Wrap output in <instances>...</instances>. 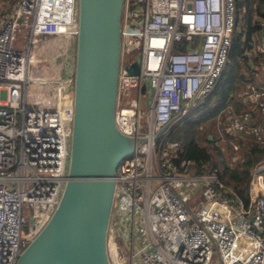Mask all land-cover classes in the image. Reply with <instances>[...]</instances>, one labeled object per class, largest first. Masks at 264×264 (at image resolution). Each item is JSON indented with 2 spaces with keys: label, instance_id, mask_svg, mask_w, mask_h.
Instances as JSON below:
<instances>
[{
  "label": "built area",
  "instance_id": "obj_1",
  "mask_svg": "<svg viewBox=\"0 0 264 264\" xmlns=\"http://www.w3.org/2000/svg\"><path fill=\"white\" fill-rule=\"evenodd\" d=\"M79 27L78 0L0 9V264H16L68 178ZM237 27V0H124L115 122L146 140L117 166L110 264H264V159L249 167L244 199L216 168L194 171L169 137L215 86ZM133 60L138 73L125 67ZM220 132L232 161L252 158Z\"/></svg>",
  "mask_w": 264,
  "mask_h": 264
},
{
  "label": "water",
  "instance_id": "obj_2",
  "mask_svg": "<svg viewBox=\"0 0 264 264\" xmlns=\"http://www.w3.org/2000/svg\"><path fill=\"white\" fill-rule=\"evenodd\" d=\"M123 6L124 0H78L68 178L55 209L16 264H110L106 236L117 166L146 140L122 132L115 122ZM125 67L140 71L137 60Z\"/></svg>",
  "mask_w": 264,
  "mask_h": 264
},
{
  "label": "trees",
  "instance_id": "obj_3",
  "mask_svg": "<svg viewBox=\"0 0 264 264\" xmlns=\"http://www.w3.org/2000/svg\"><path fill=\"white\" fill-rule=\"evenodd\" d=\"M2 8L3 0H0V9ZM254 13L259 15L255 21H253ZM262 17H264V0H237L238 27L233 38L228 61L213 89L201 102L193 106L191 112L182 119L188 128H192V132L198 130L196 128L198 123L207 124L209 126L208 134L211 132L214 135L213 139H210L207 134L203 139L204 142H201L191 135L180 136L175 134L174 128L169 131V135L171 134L173 139H184L185 143L180 144L179 156L192 159L194 171L201 172L206 166L216 168L218 176L231 182L236 193L244 199H247L248 169L254 165L255 161L247 158L245 167L241 169L238 164L231 165L222 153L225 143L230 146V141L216 144L215 150H210L209 146L215 141V136L219 133L217 126L219 112L236 96L237 91L240 88H244L243 90L251 89L253 86L264 89V50L249 51L253 44L252 38H250L254 33L253 31L261 32L260 19ZM241 58L246 61V70L240 63ZM226 135L233 137V134L230 133H226ZM262 147L257 142L251 141L247 150L250 156L257 158Z\"/></svg>",
  "mask_w": 264,
  "mask_h": 264
},
{
  "label": "rangeland",
  "instance_id": "obj_4",
  "mask_svg": "<svg viewBox=\"0 0 264 264\" xmlns=\"http://www.w3.org/2000/svg\"><path fill=\"white\" fill-rule=\"evenodd\" d=\"M15 2V0H3V8H5L7 5H12L13 3ZM10 10V9H9ZM258 16L259 15H256L255 13H254V16H253V21H255L257 18H258ZM240 27H241V24L239 25ZM255 34V39H251V41L254 43V40L256 41V42H260L261 41V39H262V36H261V34H260V32L259 31H253ZM251 38V37H250ZM76 40H77V33H75L74 35H73V42H76ZM253 45V44H252ZM259 51L258 49H256V50H254L253 48H252V46H251V48H249V51L251 52V51ZM137 53V49L136 50H134L133 51V55L134 54H136ZM240 63H241V65H242V67H243V69L244 70H246L247 69V64H246V61L245 60H243L242 58L240 59ZM244 88H240L238 91H237V93H236V96H234V98L231 100V101H233V100H237V99H242L243 98V96L245 95V94H249V93H242L243 91H246V90H250L249 92H252L253 91V88H251V89H245V90H243ZM230 101V102H231ZM229 102V103H230ZM192 109V108H191ZM191 112V110L188 112V114ZM187 114V115H188ZM184 117H180V118H178V120H174V122L168 127V128H170V127H172V128H174V132H175V134H177V135H180V136H185V135H191L192 137H195L194 139H197V140H200L201 142H204V138H205V136H207V134H208V132H209V130H208V128H209V126L207 125V124H205V123H203V122H201V123H196L197 125H196V128H198V130H195V132H192L191 131V129L190 128H188L186 125H185V122L184 121H182V119H183ZM140 120H141V128H142V130H145V129H147L148 128V116H147V114H146V112H145V109H143V113H142V115H141V118H140ZM206 122V121H205ZM218 126V125H217ZM218 130H219V133L215 136V141L213 142V143H210V150H215V145L216 144H221V143H223L224 141H230V140H227L226 138H224V137H222V134H221V132H220V128L218 127ZM211 133V132H210ZM209 133V134H210ZM209 134H208V137H209ZM213 134H212V139H213ZM169 137L171 138V139H173L174 137L173 136H171V134L169 135ZM178 140V142H179V144H184L185 143V141H184V139L183 138H179V139H177ZM216 140H218V142L216 143ZM208 143H209V141H207ZM228 144V143H227ZM226 143H225V145H224V148H223V150H222V153L224 154V156H225V158L229 161V163L231 164V165H235V164H238L239 166H240V168L241 169H243L244 168V165H246L245 164V161L246 160H244V161H232V159H231V157H230V151H231V148H232V144L230 143V146H228ZM252 161L254 160V159H251ZM205 165V164H204ZM252 166V165H251ZM250 166V167H251ZM206 167H208V166H206ZM205 167V168H206ZM23 214L25 215V216H29V214H30V208L28 207V206H24V209H23ZM136 237L137 238H139L140 240L142 239V235L140 236V233H137V235H136Z\"/></svg>",
  "mask_w": 264,
  "mask_h": 264
},
{
  "label": "bare ground",
  "instance_id": "obj_5",
  "mask_svg": "<svg viewBox=\"0 0 264 264\" xmlns=\"http://www.w3.org/2000/svg\"><path fill=\"white\" fill-rule=\"evenodd\" d=\"M262 93V88L259 86L254 87L253 93L250 95V101L248 103L256 104V99ZM249 98V97H248ZM226 108L231 111L230 121L226 127L227 133L230 134H238L242 132H249L252 135V138L259 145H264V107H256V115L254 112H251L250 109H245L242 111H238L228 105ZM260 115L263 118V122H255L257 116ZM260 123V124H259ZM226 132L222 133L226 136ZM227 137V136H226ZM233 139V138H232ZM238 147V150L241 151V144L233 139Z\"/></svg>",
  "mask_w": 264,
  "mask_h": 264
},
{
  "label": "crops",
  "instance_id": "obj_6",
  "mask_svg": "<svg viewBox=\"0 0 264 264\" xmlns=\"http://www.w3.org/2000/svg\"><path fill=\"white\" fill-rule=\"evenodd\" d=\"M254 87H256V86L252 87L253 90H254ZM249 91L250 90L243 91L242 93H249V94H245L242 99L240 98V99L231 101L228 105H230L231 107H233L234 109H236L238 111L250 109V111L254 112V115H256V113H257L256 107H259V108L263 107L260 103H261V99H264V89L262 88V93L256 99L257 100L256 104H253V101H252V103H248L250 101V95L253 93V91L252 92H249ZM226 107L223 108L219 112L218 122H217L218 127L224 133L227 131L226 127L228 125V122L230 121V114H231V111L228 110L229 108H226ZM254 121L255 122H263V118L260 115H258L257 119ZM229 138L235 139L237 142H239L241 144V148L244 147L246 149L248 148V145L251 144V141H254V139L252 138V135L249 132L238 133V134L233 135V137L229 136ZM251 159H254L253 160V161H255L254 164L257 163V161H259L260 159L261 160L264 159V145H263L261 151L259 152V156L257 158L252 157Z\"/></svg>",
  "mask_w": 264,
  "mask_h": 264
}]
</instances>
